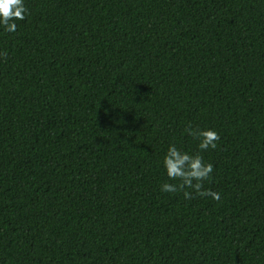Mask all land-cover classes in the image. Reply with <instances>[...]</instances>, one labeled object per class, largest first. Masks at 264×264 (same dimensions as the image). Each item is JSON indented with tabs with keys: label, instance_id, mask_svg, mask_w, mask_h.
I'll list each match as a JSON object with an SVG mask.
<instances>
[{
	"label": "trees",
	"instance_id": "trees-1",
	"mask_svg": "<svg viewBox=\"0 0 264 264\" xmlns=\"http://www.w3.org/2000/svg\"><path fill=\"white\" fill-rule=\"evenodd\" d=\"M25 6L0 28V264H264V0ZM189 124L219 133V201L160 191Z\"/></svg>",
	"mask_w": 264,
	"mask_h": 264
},
{
	"label": "clouds",
	"instance_id": "clouds-1",
	"mask_svg": "<svg viewBox=\"0 0 264 264\" xmlns=\"http://www.w3.org/2000/svg\"><path fill=\"white\" fill-rule=\"evenodd\" d=\"M28 13L25 0H0V28L5 32L15 33L17 21L24 20ZM184 133L197 139L198 152H189L177 147L175 143L169 144L162 160V167L168 177L160 185V191L165 193L183 192L185 199H192L194 194L210 197L219 201L221 194L204 188V182L209 180L213 173V165L205 162L201 153L215 149L220 139L219 133L213 128H193L190 124L184 128Z\"/></svg>",
	"mask_w": 264,
	"mask_h": 264
}]
</instances>
